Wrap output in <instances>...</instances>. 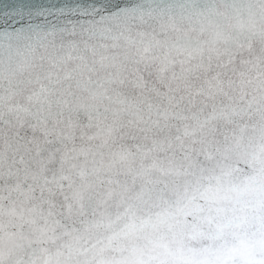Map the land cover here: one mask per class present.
<instances>
[{"label": "snow or ice", "instance_id": "obj_1", "mask_svg": "<svg viewBox=\"0 0 264 264\" xmlns=\"http://www.w3.org/2000/svg\"><path fill=\"white\" fill-rule=\"evenodd\" d=\"M0 264H264V0H0Z\"/></svg>", "mask_w": 264, "mask_h": 264}]
</instances>
